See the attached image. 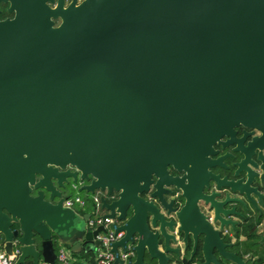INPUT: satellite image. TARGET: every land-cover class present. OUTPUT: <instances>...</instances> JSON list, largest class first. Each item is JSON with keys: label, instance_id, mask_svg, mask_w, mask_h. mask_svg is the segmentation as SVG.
<instances>
[{"label": "water", "instance_id": "1", "mask_svg": "<svg viewBox=\"0 0 264 264\" xmlns=\"http://www.w3.org/2000/svg\"><path fill=\"white\" fill-rule=\"evenodd\" d=\"M0 3L13 14L0 20V235L8 252L18 224L14 264L52 263L51 236L81 234L87 215L61 207L68 180L117 192L101 207L121 221L111 251L130 245L126 264H177L187 239L188 259L199 239L201 264H241L222 231L264 199V0Z\"/></svg>", "mask_w": 264, "mask_h": 264}, {"label": "built area", "instance_id": "2", "mask_svg": "<svg viewBox=\"0 0 264 264\" xmlns=\"http://www.w3.org/2000/svg\"><path fill=\"white\" fill-rule=\"evenodd\" d=\"M55 25V23H54ZM86 182L78 181L71 183V188L78 189ZM117 192H111L107 195L105 190H94L90 195V209L85 211V199L78 195L61 194L62 201L61 207L69 208L80 219L83 215H87L86 220H82L81 234L74 237L72 242L63 240L57 235L51 236L53 244L54 259L52 263L38 259L37 264H126L128 260L133 259L134 251L127 245L126 250L117 247V254L111 251V244L121 239L123 230L115 232V227L120 225L121 221L115 218L105 216L107 211L101 207V200L104 199L107 203L116 199ZM98 226L102 227L94 238L84 243V233L93 231ZM11 233H15L9 240L10 246L8 252L5 250L6 240L0 235V264H14L19 257L21 251V243L19 237L21 232L17 223L12 222L9 226ZM223 234L229 232L228 228L223 229ZM97 240L98 244L95 245L94 241ZM35 243V242H34ZM33 243V245H34ZM74 243L82 245L78 252H71L69 247ZM116 259L118 262H116Z\"/></svg>", "mask_w": 264, "mask_h": 264}, {"label": "trees", "instance_id": "3", "mask_svg": "<svg viewBox=\"0 0 264 264\" xmlns=\"http://www.w3.org/2000/svg\"><path fill=\"white\" fill-rule=\"evenodd\" d=\"M78 182V180H77ZM76 182V185H77ZM71 183L69 184L70 192L66 193L68 195H78L85 199V211L90 209V192L84 190H78L71 188ZM72 189L74 193H72ZM264 207V200L262 204ZM242 215L238 217L232 230V235H223V240L228 243L227 250L236 254L241 259V264H264V234L259 231V223L263 217V213L257 209H243L241 208ZM232 239V240H231ZM36 248L39 250V238H35ZM191 241L187 239L186 248L184 249V254L181 258L172 256L171 260L179 264H201V250L199 239L196 242V247L188 259L189 252L191 250ZM144 264H154L152 259H149L146 255L143 258ZM217 260L220 264H237L232 263L228 260H224L219 255H217ZM19 264H31L30 258L26 257Z\"/></svg>", "mask_w": 264, "mask_h": 264}, {"label": "flooded vegetation", "instance_id": "4", "mask_svg": "<svg viewBox=\"0 0 264 264\" xmlns=\"http://www.w3.org/2000/svg\"><path fill=\"white\" fill-rule=\"evenodd\" d=\"M69 1H70V0H64V3L67 4ZM75 1H76V3H79L81 0H75ZM7 6H8L7 4L0 3V20H3V19H5V18H11V17H12L13 14L7 12ZM57 24H58V21H55V25H57ZM235 130H237V134H240L241 130H243V129H242L241 126H238V127L235 128ZM254 133H257V131L255 130ZM213 148H215V149L218 150L217 153H216L214 156L221 155V154H223V153L226 152V151L230 152V149H228V148H223V149H221L220 146H219L218 144H213ZM232 154H233V155H238L236 152H233ZM233 155H232V156H233ZM214 156H213V157H214ZM223 161H224V163H225L226 165H229V163L231 162V161H230L229 159H227V158L224 159ZM210 169H211L212 172H218L220 175H225L227 178H231V176H232V172L224 171V170L221 169V168L214 167V168H210ZM167 170H169V173L172 174V175H175V173H176V171L170 169L169 167H167ZM179 174H180V173H179ZM179 174H178V175H179ZM153 182H154V181L152 180V182H151L150 184H148V189H147L148 191H147V192H144V193L141 194L143 197H145V198L148 197V196H149V193L153 191V188H152V184H153ZM70 183H72L71 180H68L67 184H65L62 188H58V190L61 192V194H66V193H64V188H65L67 185H69ZM255 184H257V183H255ZM261 192L264 193V186H262V188H261ZM45 199H47V195H45ZM262 200H264V199H261V202H262ZM179 201H180V199H179ZM246 205H249V204L247 203ZM198 206H199L200 210H201L206 216L210 215V214H208V212L206 211V209L204 208V206H203L200 202L198 203ZM261 206H262V205H261ZM259 211H261L262 213H264V207L262 206V208L259 209ZM207 219L210 220L209 217H207ZM263 220H264V214H263V217H262V219H261V221H260V223H259V231H261V233L264 234V221H263ZM213 227H216V224L213 225ZM227 228L229 229V232H227L226 234L229 235V236H231V235H232L233 227L228 226ZM223 235H224V234H223ZM231 240H232V239H231ZM183 254H184V250H183L182 253H181L179 256H177V257L181 258V257L183 256ZM172 256H174V255H171V258H172ZM216 256H217V255H216ZM174 257H175V256H174ZM171 261H172L173 263H177V262H175V260H173V259H172ZM177 264H179V263H177Z\"/></svg>", "mask_w": 264, "mask_h": 264}, {"label": "crops", "instance_id": "5", "mask_svg": "<svg viewBox=\"0 0 264 264\" xmlns=\"http://www.w3.org/2000/svg\"><path fill=\"white\" fill-rule=\"evenodd\" d=\"M254 199H255V197H253ZM261 204H262V202L260 201V202H256V205L259 207V209H261L262 208V206H261ZM247 206V209H253V207L252 206H250V205H246ZM264 214V213H263ZM232 220H235V222L238 220V217L237 216H234L233 218H232Z\"/></svg>", "mask_w": 264, "mask_h": 264}, {"label": "rangeland", "instance_id": "6", "mask_svg": "<svg viewBox=\"0 0 264 264\" xmlns=\"http://www.w3.org/2000/svg\"><path fill=\"white\" fill-rule=\"evenodd\" d=\"M70 192V187L69 185H67L65 188H64V193H69ZM72 193H74V190L72 189ZM264 221V220H263Z\"/></svg>", "mask_w": 264, "mask_h": 264}]
</instances>
